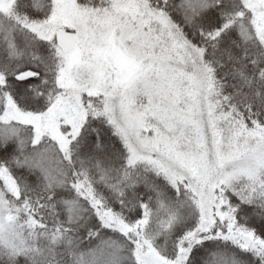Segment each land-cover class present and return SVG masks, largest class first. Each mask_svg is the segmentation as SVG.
<instances>
[{
	"label": "snow or ice",
	"instance_id": "6c2138e0",
	"mask_svg": "<svg viewBox=\"0 0 264 264\" xmlns=\"http://www.w3.org/2000/svg\"><path fill=\"white\" fill-rule=\"evenodd\" d=\"M0 264H264V0H0Z\"/></svg>",
	"mask_w": 264,
	"mask_h": 264
}]
</instances>
